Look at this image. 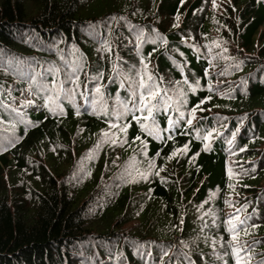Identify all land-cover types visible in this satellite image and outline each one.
<instances>
[{
    "label": "trees",
    "instance_id": "1",
    "mask_svg": "<svg viewBox=\"0 0 264 264\" xmlns=\"http://www.w3.org/2000/svg\"><path fill=\"white\" fill-rule=\"evenodd\" d=\"M141 75L160 136L112 115ZM237 216L264 261V0H0V264H236Z\"/></svg>",
    "mask_w": 264,
    "mask_h": 264
},
{
    "label": "snow or ice",
    "instance_id": "2",
    "mask_svg": "<svg viewBox=\"0 0 264 264\" xmlns=\"http://www.w3.org/2000/svg\"><path fill=\"white\" fill-rule=\"evenodd\" d=\"M69 82L72 83L73 81L70 80ZM184 83L187 84L188 81L185 80ZM78 86L79 85H77V87ZM60 87L61 90H63V86L61 85ZM192 90L195 91L194 88ZM64 91L66 93V96H71L74 94L75 89H69ZM95 91L99 94L101 90L99 87H97ZM180 95L183 96L184 93L181 91ZM170 101H171V97L168 96L167 89L161 90L159 84L155 82L154 78L151 75H148L146 80L144 76L141 75L136 90L132 92L130 106L128 103H122V105L119 108L113 111L112 115L115 117L117 121H120L123 117L127 116L128 114H131L132 119L136 121V123L139 125L143 133L147 134L148 136H154V137L160 136L161 129L157 125L155 116L161 110L168 111L169 109H171L172 104L170 103ZM203 102L204 101H201V103ZM180 103L182 105L183 103H186V101L181 100ZM197 107L198 105L194 106L191 109V114L193 116L195 115ZM175 110L179 113V117L177 119H173L170 116L168 120L169 128L163 131H170L179 124V121L181 119H183L184 113L179 112V108H176ZM137 113H139V115H137ZM145 113H147V115H145ZM104 114L107 115L108 113L105 112ZM187 123L191 124V119H189ZM128 127H130V123H125L123 126H121L119 123H113L109 121V128L117 130V132L111 133L112 136L111 142L113 144L118 143L119 141H118L117 133L122 132L126 135ZM104 135L108 137L109 133L105 132ZM208 136H211V133H209ZM161 138L163 137L161 136ZM207 138L208 137H205V139ZM135 139L140 140L141 137L137 136L135 137ZM167 139H172V136L168 135ZM141 142L144 143V141ZM205 147H207V145H205ZM186 151H187V145H185L182 149H177L175 152L172 153V155H176L178 152H186ZM152 166L153 165H150V167ZM141 175L143 176V174ZM248 219H250V217L239 219V217L237 216L235 218V222L233 221V218H230L228 220L229 227L227 230L229 231V233L232 234V239L229 241V244L232 247L233 255L236 259V264H241V261L246 258L242 254L249 251L237 240V233L246 224ZM247 259H250V257H247ZM258 264H264V261H260L258 262Z\"/></svg>",
    "mask_w": 264,
    "mask_h": 264
},
{
    "label": "rangeland",
    "instance_id": "3",
    "mask_svg": "<svg viewBox=\"0 0 264 264\" xmlns=\"http://www.w3.org/2000/svg\"><path fill=\"white\" fill-rule=\"evenodd\" d=\"M9 93V92H8ZM15 98V102L17 106L22 108H34L39 109L41 108V103L38 101L30 91L29 86L25 87L23 90L19 91L16 94H13ZM31 102V103H29ZM15 103L10 102L11 106H14Z\"/></svg>",
    "mask_w": 264,
    "mask_h": 264
}]
</instances>
